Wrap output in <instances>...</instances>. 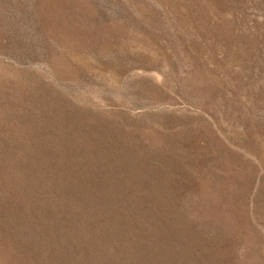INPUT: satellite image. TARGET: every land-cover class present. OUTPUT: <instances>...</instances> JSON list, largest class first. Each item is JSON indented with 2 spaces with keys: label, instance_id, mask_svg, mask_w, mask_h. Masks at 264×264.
<instances>
[{
  "label": "rangeland",
  "instance_id": "obj_1",
  "mask_svg": "<svg viewBox=\"0 0 264 264\" xmlns=\"http://www.w3.org/2000/svg\"><path fill=\"white\" fill-rule=\"evenodd\" d=\"M0 264H264V0H0Z\"/></svg>",
  "mask_w": 264,
  "mask_h": 264
}]
</instances>
